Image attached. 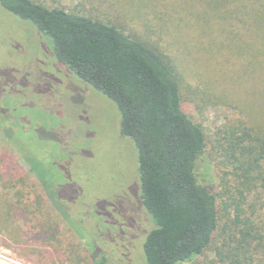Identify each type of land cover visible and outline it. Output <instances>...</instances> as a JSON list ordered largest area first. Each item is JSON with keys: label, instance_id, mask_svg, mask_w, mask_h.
Masks as SVG:
<instances>
[{"label": "rangeland", "instance_id": "rangeland-1", "mask_svg": "<svg viewBox=\"0 0 264 264\" xmlns=\"http://www.w3.org/2000/svg\"><path fill=\"white\" fill-rule=\"evenodd\" d=\"M219 1L39 0L49 8L107 21L174 65L183 110L206 137L201 173L209 176L221 208L224 166L215 149L219 130L238 120L264 125V80L244 72V59L253 58L235 50L242 44L237 39L240 24L230 16L223 19L229 8ZM53 57L48 41L30 23L0 6V114L6 129L0 131V191L13 200L22 187L33 195L30 164L6 142L11 137L15 146L59 173L58 199L65 216V221L52 217L59 224L61 249L49 244L39 249L30 240L12 243L4 230L0 255L18 264H103L102 257L106 264H146L143 243L153 223L140 199L133 143L120 134L113 103ZM13 166L20 171L8 185L9 178L2 175ZM260 201L264 203V190ZM219 218L211 246L187 264H231L217 256V250L229 248L225 227L231 225L223 212ZM19 226L26 242L25 225ZM252 257L245 264H261L260 254Z\"/></svg>", "mask_w": 264, "mask_h": 264}, {"label": "trees", "instance_id": "trees-1", "mask_svg": "<svg viewBox=\"0 0 264 264\" xmlns=\"http://www.w3.org/2000/svg\"><path fill=\"white\" fill-rule=\"evenodd\" d=\"M219 4L229 8L223 19L230 16L240 24V36L236 35L242 44L234 45L235 50L253 58V62L244 59V72L264 80L259 74L264 70V0H220ZM0 6L30 23L48 41L57 63L116 107L120 134L136 150L140 199L153 223L143 243L146 264L194 261L211 246L220 229V212L231 223L225 227L229 248L217 250L220 260L245 264L252 261V254H260L264 264V203L260 201L264 125L238 120L219 130L215 149L219 164L224 166L221 209L209 176L201 173L207 150L203 128L183 110L181 85L170 61L140 39L98 18L49 8L39 0H0ZM3 122L0 114L1 133L6 132ZM6 142L29 162L30 180L35 181L30 188L37 198L33 199L26 187L15 193L16 200L0 191V232L5 230L12 243L30 240L39 249L48 244L61 249L59 224L52 221L54 216L65 221L58 199L59 173L54 174L38 155L15 146L11 137ZM12 168L2 175L9 178L8 185L20 171ZM19 224L25 225L26 242ZM68 228L72 230L71 225Z\"/></svg>", "mask_w": 264, "mask_h": 264}, {"label": "built area", "instance_id": "built-area-1", "mask_svg": "<svg viewBox=\"0 0 264 264\" xmlns=\"http://www.w3.org/2000/svg\"><path fill=\"white\" fill-rule=\"evenodd\" d=\"M0 259H2L1 260V263H9V264H18V263H16V262H14L12 259L10 260V259H8V258H6V257H4L3 255H0ZM10 262H12V263H10Z\"/></svg>", "mask_w": 264, "mask_h": 264}, {"label": "flooded vegetation", "instance_id": "flooded-vegetation-1", "mask_svg": "<svg viewBox=\"0 0 264 264\" xmlns=\"http://www.w3.org/2000/svg\"><path fill=\"white\" fill-rule=\"evenodd\" d=\"M34 61V60H33ZM54 63L56 62V61H53ZM57 64H59V63H57ZM60 65V67H62V65L61 64H59ZM49 86H51V85H49ZM102 263L103 264H106L107 263V261H106V259L104 258V257H102Z\"/></svg>", "mask_w": 264, "mask_h": 264}]
</instances>
